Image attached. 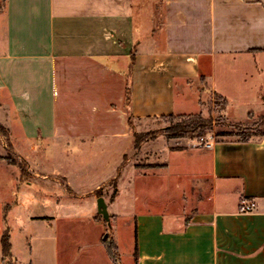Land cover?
<instances>
[{
  "label": "crops",
  "instance_id": "obj_1",
  "mask_svg": "<svg viewBox=\"0 0 264 264\" xmlns=\"http://www.w3.org/2000/svg\"><path fill=\"white\" fill-rule=\"evenodd\" d=\"M215 96L233 121L264 115V0H5L0 9V122L31 153L37 141L112 135L116 122L127 134L133 120L203 112ZM196 150L209 164L210 195L189 214L165 202L132 214L131 264H264V134ZM8 157L0 264L6 229L17 264L94 256L86 244L64 246L62 224L74 216L60 193L88 194L74 175L29 155L22 181ZM106 184L90 192L100 197ZM245 202L256 206L241 211Z\"/></svg>",
  "mask_w": 264,
  "mask_h": 264
},
{
  "label": "rangeland",
  "instance_id": "obj_2",
  "mask_svg": "<svg viewBox=\"0 0 264 264\" xmlns=\"http://www.w3.org/2000/svg\"><path fill=\"white\" fill-rule=\"evenodd\" d=\"M224 108V101L215 96L207 102L203 112L133 120L127 134L121 123L116 122L109 129L112 135L85 140L37 141L32 153L29 144L11 143L8 129L0 122V134L5 136V141H0V153L4 154L0 156H9V162L21 173L22 181L29 179L26 174L24 176L28 165L23 156H40L51 167L58 164L72 173L79 186H83L82 191H87L88 194L77 201H70L69 198L78 195L70 188L60 193L63 194L64 215L74 216L62 224L63 241L65 249L69 246L78 248V243L86 244L95 255L82 254L74 261L64 257V264H117L109 254L111 242L117 246L114 253L118 262L131 264L134 252L132 214L157 209L164 202L174 204L172 211L175 213L189 214L196 204H200L202 194L210 195L213 182L206 176L208 161L195 153L196 149L205 148V140L236 139L264 133V115L253 114L247 121L238 122L228 119ZM196 115L201 116L210 128L198 127L195 131L189 129L182 133L175 129L178 124L186 126L190 117ZM0 116L5 114L0 113ZM154 162L168 163L169 169ZM101 182L107 184L95 193L103 196L108 204L110 224L99 213V197L95 198L90 192ZM3 195L7 197L6 204L12 201L8 190ZM93 214L102 226L95 225ZM106 235L108 239L104 241ZM77 252L76 249L75 254Z\"/></svg>",
  "mask_w": 264,
  "mask_h": 264
},
{
  "label": "trees",
  "instance_id": "obj_3",
  "mask_svg": "<svg viewBox=\"0 0 264 264\" xmlns=\"http://www.w3.org/2000/svg\"><path fill=\"white\" fill-rule=\"evenodd\" d=\"M5 3V0H0V9L3 7ZM175 114H169V116L174 117ZM180 115V114H179ZM191 119L188 120V124L185 126L184 124H178L175 126V129L180 131V133H182V131L185 130H193L195 131L198 127H202V128H210L209 126H207V124L205 123L204 119L201 116H192L190 117ZM2 127V125L0 124V128ZM264 134V133H262ZM249 136L246 137H242V140H247ZM175 149V148H173ZM108 238L104 237V241H106ZM2 245H3V260H4V264H17L18 260L17 257L15 256V254L13 253V249H12V242H11V238H10V230L6 229L5 232L2 235ZM117 249V246L111 242V244L108 247L109 250V254L116 260L117 264H120L116 258V255L114 253V251Z\"/></svg>",
  "mask_w": 264,
  "mask_h": 264
},
{
  "label": "water",
  "instance_id": "obj_4",
  "mask_svg": "<svg viewBox=\"0 0 264 264\" xmlns=\"http://www.w3.org/2000/svg\"><path fill=\"white\" fill-rule=\"evenodd\" d=\"M98 208H99V213L104 217L105 220L109 222L110 220V214L108 210V204L106 203V200L103 196H100L98 198ZM110 224V222H109ZM108 237L107 235L105 238Z\"/></svg>",
  "mask_w": 264,
  "mask_h": 264
},
{
  "label": "built area",
  "instance_id": "obj_5",
  "mask_svg": "<svg viewBox=\"0 0 264 264\" xmlns=\"http://www.w3.org/2000/svg\"><path fill=\"white\" fill-rule=\"evenodd\" d=\"M213 140L214 139L205 140L204 142L205 148H210L213 144ZM255 206L256 204L254 202H245L241 207V211L250 212L255 208Z\"/></svg>",
  "mask_w": 264,
  "mask_h": 264
}]
</instances>
